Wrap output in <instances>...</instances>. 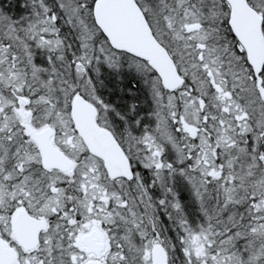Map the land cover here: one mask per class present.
Instances as JSON below:
<instances>
[{"label": "snow or ice", "instance_id": "snow-or-ice-1", "mask_svg": "<svg viewBox=\"0 0 264 264\" xmlns=\"http://www.w3.org/2000/svg\"><path fill=\"white\" fill-rule=\"evenodd\" d=\"M0 264H264V0H0Z\"/></svg>", "mask_w": 264, "mask_h": 264}, {"label": "flooded vegetation", "instance_id": "flooded-vegetation-1", "mask_svg": "<svg viewBox=\"0 0 264 264\" xmlns=\"http://www.w3.org/2000/svg\"><path fill=\"white\" fill-rule=\"evenodd\" d=\"M127 79L123 80L120 82V87L122 88H127ZM117 91H119V89H117ZM125 96H127V93H125Z\"/></svg>", "mask_w": 264, "mask_h": 264}, {"label": "trees", "instance_id": "trees-1", "mask_svg": "<svg viewBox=\"0 0 264 264\" xmlns=\"http://www.w3.org/2000/svg\"><path fill=\"white\" fill-rule=\"evenodd\" d=\"M130 86V83L129 82H127V87H129Z\"/></svg>", "mask_w": 264, "mask_h": 264}]
</instances>
